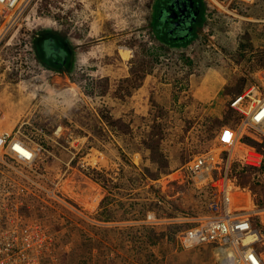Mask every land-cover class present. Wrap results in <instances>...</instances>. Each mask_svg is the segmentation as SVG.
Wrapping results in <instances>:
<instances>
[{
    "label": "rangeland",
    "instance_id": "rangeland-1",
    "mask_svg": "<svg viewBox=\"0 0 264 264\" xmlns=\"http://www.w3.org/2000/svg\"><path fill=\"white\" fill-rule=\"evenodd\" d=\"M205 1L202 36L181 48L157 41L153 0L31 5L0 49V132L39 152L28 165L0 151V260L217 264L179 234L225 213L218 192L172 179L234 134L231 101L264 69V0ZM47 28L73 45L70 74L39 62L33 38ZM255 175L239 177L245 194L261 193Z\"/></svg>",
    "mask_w": 264,
    "mask_h": 264
},
{
    "label": "built area",
    "instance_id": "built-area-1",
    "mask_svg": "<svg viewBox=\"0 0 264 264\" xmlns=\"http://www.w3.org/2000/svg\"><path fill=\"white\" fill-rule=\"evenodd\" d=\"M35 1L0 0V49L23 22ZM254 77V82L231 101L232 108L241 116L233 136L195 155L185 168L176 171L178 175L172 179L212 187L218 192L225 213L200 216L194 219L193 227L179 234L181 244L186 248L211 245L217 264H264V69ZM15 144L22 145L33 155L28 158L18 154L13 149ZM0 151L14 155L28 165L37 161L39 152L8 131L0 132ZM244 171L255 172L262 189L260 194L253 190L247 194L238 191L243 188L238 182ZM243 202H250L248 208L238 207ZM158 222L160 220L154 213L147 215L146 223ZM13 250L23 251L22 245L16 244ZM0 264L8 263L0 260Z\"/></svg>",
    "mask_w": 264,
    "mask_h": 264
},
{
    "label": "flooded vegetation",
    "instance_id": "flooded-vegetation-1",
    "mask_svg": "<svg viewBox=\"0 0 264 264\" xmlns=\"http://www.w3.org/2000/svg\"><path fill=\"white\" fill-rule=\"evenodd\" d=\"M206 6L205 0H153L150 28L157 41L173 48L193 43L203 34Z\"/></svg>",
    "mask_w": 264,
    "mask_h": 264
},
{
    "label": "trees",
    "instance_id": "trees-1",
    "mask_svg": "<svg viewBox=\"0 0 264 264\" xmlns=\"http://www.w3.org/2000/svg\"><path fill=\"white\" fill-rule=\"evenodd\" d=\"M33 47L35 49V54L42 65L54 71L65 72L68 74L71 73L74 47L70 40L58 30L50 28L41 29L33 38ZM66 57L68 58L67 64L69 65L67 70H63L59 62ZM56 60L58 63L55 62Z\"/></svg>",
    "mask_w": 264,
    "mask_h": 264
},
{
    "label": "bare ground",
    "instance_id": "bare-ground-1",
    "mask_svg": "<svg viewBox=\"0 0 264 264\" xmlns=\"http://www.w3.org/2000/svg\"><path fill=\"white\" fill-rule=\"evenodd\" d=\"M246 1H251V0H246ZM221 7V6H220ZM67 44H68V41H67ZM71 50V49H70ZM123 55H124V57H126V58H128L129 57V55H130V50H128V49H124L123 50ZM72 61V60H71ZM71 64V63H70ZM263 115H264V112H263ZM1 133H2V131H1ZM43 136V135H42ZM19 137V136H18ZM40 141V140H39ZM13 149L18 153V154H21V155H26L28 158L29 157H31L33 154L29 151V150H27L26 148H24L22 145H20V144H15L14 146H13ZM42 149V148H41ZM9 155V154H8ZM4 157V156H3ZM5 159V158H4ZM2 161V160H1ZM5 165V164H4ZM249 190H251V188H249ZM42 191H43V189H42ZM239 192H243V193H245V191L243 190V188L242 189H239L238 190ZM243 205H246V206H243L244 207V209H246L245 207H248V205H250V202L249 203H246V204H244V203H242ZM217 205V204H216ZM98 207V206H97ZM239 207L240 208H243V207H241L240 205H239ZM96 208V207H95ZM94 208V209H95ZM92 209V208H91ZM219 209V208H218ZM235 209V208H234ZM99 210V209H98Z\"/></svg>",
    "mask_w": 264,
    "mask_h": 264
},
{
    "label": "water",
    "instance_id": "water-1",
    "mask_svg": "<svg viewBox=\"0 0 264 264\" xmlns=\"http://www.w3.org/2000/svg\"><path fill=\"white\" fill-rule=\"evenodd\" d=\"M55 62L58 63L57 60H56ZM67 63H68V58L66 57V58L64 59V61L61 63V65H62L63 67H65Z\"/></svg>",
    "mask_w": 264,
    "mask_h": 264
},
{
    "label": "crops",
    "instance_id": "crops-1",
    "mask_svg": "<svg viewBox=\"0 0 264 264\" xmlns=\"http://www.w3.org/2000/svg\"><path fill=\"white\" fill-rule=\"evenodd\" d=\"M209 89H210V88H209ZM201 96H203L205 99H207L209 95H206V94L203 93V95H201ZM208 102H209V101H208Z\"/></svg>",
    "mask_w": 264,
    "mask_h": 264
},
{
    "label": "snow or ice",
    "instance_id": "snow-or-ice-1",
    "mask_svg": "<svg viewBox=\"0 0 264 264\" xmlns=\"http://www.w3.org/2000/svg\"><path fill=\"white\" fill-rule=\"evenodd\" d=\"M227 135H228V134L226 133V134H225V138H227Z\"/></svg>",
    "mask_w": 264,
    "mask_h": 264
}]
</instances>
